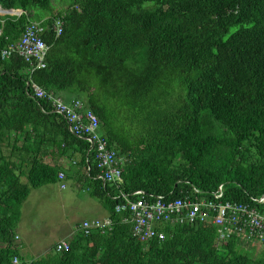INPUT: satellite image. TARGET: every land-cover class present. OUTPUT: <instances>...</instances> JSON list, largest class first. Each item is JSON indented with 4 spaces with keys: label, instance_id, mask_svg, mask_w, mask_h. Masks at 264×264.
<instances>
[{
    "label": "trees",
    "instance_id": "obj_1",
    "mask_svg": "<svg viewBox=\"0 0 264 264\" xmlns=\"http://www.w3.org/2000/svg\"><path fill=\"white\" fill-rule=\"evenodd\" d=\"M55 4L60 8L55 14ZM0 264H264L234 235L217 240L210 221L166 224L144 244L115 207L134 198L174 199L193 190L249 202L264 193V0H0ZM63 20L62 33L50 28ZM30 22L47 29L45 67L28 74L16 53ZM56 96L72 94L98 118L123 159L117 188L96 178L89 144L38 98L29 81ZM89 166V195L112 229L96 246L37 259L19 252L15 227L31 189L58 181L55 161ZM74 159H78L77 161ZM53 160V161H51ZM23 180V181H22ZM54 252V251H53Z\"/></svg>",
    "mask_w": 264,
    "mask_h": 264
},
{
    "label": "built area",
    "instance_id": "obj_2",
    "mask_svg": "<svg viewBox=\"0 0 264 264\" xmlns=\"http://www.w3.org/2000/svg\"><path fill=\"white\" fill-rule=\"evenodd\" d=\"M47 29L41 22H30L24 28L19 40L9 45L2 51V57L16 53L28 64L27 72L32 74L36 69L45 67V59L49 50L48 44L43 39ZM59 36L63 29V20L55 18L50 28ZM34 95L50 102L55 112L62 115L67 123L68 131L77 138H83L89 144L88 153L93 156L97 179L103 183H110L117 188L122 183L123 159L108 147L106 139L100 131L97 116L86 107L85 102L73 100L65 103L60 96L45 92L32 80L28 82ZM85 168V178L89 173V166ZM60 187L66 186L63 172H58ZM89 190V188H87ZM124 201L116 205L115 211L127 213L124 219L131 224V236L138 243L144 244L154 239L163 240L164 233L161 227L166 224H186L210 221L216 228L217 240L225 242L235 236L241 242L256 241L264 244V193L251 197L249 202H232L224 199L222 185H219L211 194V197H199V191L193 190L174 199H165L161 196H145L142 191H135L134 198L120 192ZM109 218L102 220H85L78 230L83 237L89 236L92 231L99 230L104 233L112 229ZM18 237L15 236V239ZM69 249V242L62 240L54 246L56 253H62ZM13 263L19 260L13 258Z\"/></svg>",
    "mask_w": 264,
    "mask_h": 264
},
{
    "label": "rangeland",
    "instance_id": "obj_3",
    "mask_svg": "<svg viewBox=\"0 0 264 264\" xmlns=\"http://www.w3.org/2000/svg\"><path fill=\"white\" fill-rule=\"evenodd\" d=\"M59 8L60 5L55 4L53 12L56 14ZM18 13V11L12 12V14ZM5 14L9 13L3 12L0 7V15ZM63 101L70 103L67 99ZM62 183L65 184V189L60 188V181L31 189L20 209L21 216L15 231L20 235L19 242L25 246V249L21 251L27 259H37L48 253L56 256L52 245L69 233H73L76 224H81L85 220L91 221L94 217L101 219L104 215L98 203L89 199L90 206L93 204L96 210L88 211L87 197L81 194L84 196V201L83 196L77 195L82 191L76 189L72 181L64 179ZM238 243L256 256L264 251L263 244L259 245L252 240Z\"/></svg>",
    "mask_w": 264,
    "mask_h": 264
},
{
    "label": "crops",
    "instance_id": "obj_4",
    "mask_svg": "<svg viewBox=\"0 0 264 264\" xmlns=\"http://www.w3.org/2000/svg\"><path fill=\"white\" fill-rule=\"evenodd\" d=\"M62 99H67L69 100L68 102H71L73 100H75L74 96L72 94H65L64 96H61ZM74 160H78V159H74ZM53 161V160H51ZM56 165L59 168V172H63L65 174V179L66 180H70L73 182L74 186L76 187V189L81 190L82 192L77 193V195H81V194H85V196L87 197V203H88V211H92L96 210V207L91 204L90 206V202H88V199L91 201H95L96 203H98V205L103 209L104 211V215L101 217V219L99 217H94L93 220L98 219V220H102V219H106L108 218V213L107 211H105V209L101 206V204L96 201L95 199H93L90 195H89V190L87 188H89V185L87 184L86 181V176H85V168L84 167H79L76 163H74L73 161L70 160H66L63 159L62 157H60L59 159H57L55 161ZM58 182V181H57ZM61 188V187H60ZM62 189V188H61ZM65 189V188H64ZM30 194V193H29ZM83 196V195H81ZM80 197V196H79ZM82 199V197H81ZM83 200H84V196H83ZM85 201V200H84ZM92 220V219H91ZM80 224H76L75 225V230L73 233H69L66 237H64L63 239H60L59 241L65 240L70 242L71 239L73 238V236H75L76 234L82 233L78 230V226ZM94 232H97L96 230L92 231V233L87 236V237H81V239L78 241V245L80 247H88V246H96L99 242V235H95L94 237L92 236V234ZM98 233V232H97ZM15 236H17L18 238L16 239V245L19 249L20 254L22 255L23 258L27 259L26 257H24V254L21 250L25 249V246H23V244L20 241V235L17 231H15ZM57 241L56 243H54L52 245V249L54 250V246L59 242ZM256 242V241H253ZM257 244L260 245V243L256 242ZM255 245V244H254ZM253 245V246H254ZM264 245V244H263ZM50 253L46 254L49 255ZM28 260V259H27ZM30 260V259H29Z\"/></svg>",
    "mask_w": 264,
    "mask_h": 264
},
{
    "label": "water",
    "instance_id": "obj_5",
    "mask_svg": "<svg viewBox=\"0 0 264 264\" xmlns=\"http://www.w3.org/2000/svg\"><path fill=\"white\" fill-rule=\"evenodd\" d=\"M3 12H5V13H9V14H12L13 11H6V10L4 11V10H3ZM18 12H19V13H18V15H19V14L21 13V11H18Z\"/></svg>",
    "mask_w": 264,
    "mask_h": 264
},
{
    "label": "bare ground",
    "instance_id": "obj_6",
    "mask_svg": "<svg viewBox=\"0 0 264 264\" xmlns=\"http://www.w3.org/2000/svg\"><path fill=\"white\" fill-rule=\"evenodd\" d=\"M98 172V171H97Z\"/></svg>",
    "mask_w": 264,
    "mask_h": 264
}]
</instances>
